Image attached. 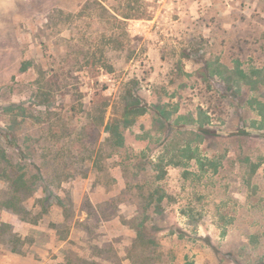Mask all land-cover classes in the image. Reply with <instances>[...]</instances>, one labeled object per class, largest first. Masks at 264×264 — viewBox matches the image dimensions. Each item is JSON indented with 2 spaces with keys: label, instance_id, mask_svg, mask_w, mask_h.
<instances>
[{
  "label": "rangeland",
  "instance_id": "1",
  "mask_svg": "<svg viewBox=\"0 0 264 264\" xmlns=\"http://www.w3.org/2000/svg\"><path fill=\"white\" fill-rule=\"evenodd\" d=\"M0 264H264V0H0Z\"/></svg>",
  "mask_w": 264,
  "mask_h": 264
},
{
  "label": "trees",
  "instance_id": "2",
  "mask_svg": "<svg viewBox=\"0 0 264 264\" xmlns=\"http://www.w3.org/2000/svg\"><path fill=\"white\" fill-rule=\"evenodd\" d=\"M123 110H124L123 111V117H124L125 121L127 120V118L130 115H134V116L140 115L143 112L142 109H139L136 105H134L133 103H130L128 101H126V104H125ZM104 129L108 132L109 139L112 142L113 146H115V147L122 146L123 138H122V134L120 132V123H117L116 121L113 123L112 121H110L105 125ZM22 188L27 189L30 187L26 181H23L22 178H20V179L17 178L16 181H14V189L16 191H19V189H22ZM10 205H8V206H10ZM10 207L13 208L12 206H10ZM12 210H13V212L16 213L15 207Z\"/></svg>",
  "mask_w": 264,
  "mask_h": 264
}]
</instances>
